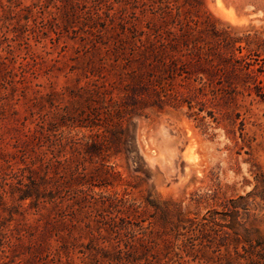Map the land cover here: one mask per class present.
<instances>
[{
	"label": "rangeland",
	"instance_id": "1",
	"mask_svg": "<svg viewBox=\"0 0 264 264\" xmlns=\"http://www.w3.org/2000/svg\"><path fill=\"white\" fill-rule=\"evenodd\" d=\"M218 1L0 0V264H259L264 0Z\"/></svg>",
	"mask_w": 264,
	"mask_h": 264
},
{
	"label": "trees",
	"instance_id": "2",
	"mask_svg": "<svg viewBox=\"0 0 264 264\" xmlns=\"http://www.w3.org/2000/svg\"><path fill=\"white\" fill-rule=\"evenodd\" d=\"M153 208L156 209V211H158L161 214V216L164 217V221H165L164 224L167 227L166 230H165L166 234H167V232L178 233L181 228L185 229V227H184L185 224H189V225L193 224L192 219H189L186 215H183L180 212V210H178L175 207L171 206L170 203H167V202L156 203L155 205H153ZM170 214L172 216H174L175 220H173V219H171L169 217ZM200 226L201 227H205L204 225H200ZM255 233H256L257 239L259 241L260 250L263 251L262 253H260L258 255V259H259L258 263L259 264H264V240H263V238L260 235L258 230H256ZM182 236L184 237L183 234H182ZM181 245H183V243ZM169 248H170L169 246L165 247V251L166 252H164V256H163V258L166 259V261H165L166 264H181V263H179V261L174 260L176 258H180L179 254L175 253V254L171 255L170 254L171 250H169ZM257 252H259V251H257ZM225 255H226V258H227L225 264H232V262H231V253H230L229 249H226V254ZM169 256H172V257H169ZM159 264H161V263H159Z\"/></svg>",
	"mask_w": 264,
	"mask_h": 264
},
{
	"label": "bare ground",
	"instance_id": "3",
	"mask_svg": "<svg viewBox=\"0 0 264 264\" xmlns=\"http://www.w3.org/2000/svg\"><path fill=\"white\" fill-rule=\"evenodd\" d=\"M216 4L219 5V10L222 11V7L220 6L221 4H220V2L218 0H217ZM222 16H223V18H225L226 20L230 21L231 23L234 22V19H233V17H232V15H231L230 12H223V15Z\"/></svg>",
	"mask_w": 264,
	"mask_h": 264
}]
</instances>
